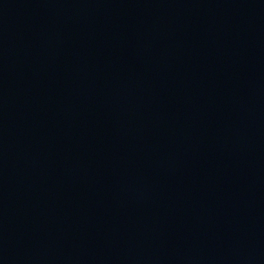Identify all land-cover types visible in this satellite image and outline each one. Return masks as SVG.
Masks as SVG:
<instances>
[{"label":"water","instance_id":"1","mask_svg":"<svg viewBox=\"0 0 264 264\" xmlns=\"http://www.w3.org/2000/svg\"><path fill=\"white\" fill-rule=\"evenodd\" d=\"M0 264H264V0H0Z\"/></svg>","mask_w":264,"mask_h":264}]
</instances>
